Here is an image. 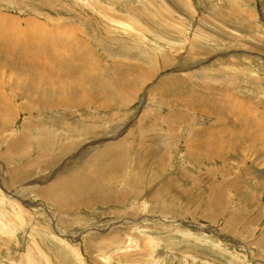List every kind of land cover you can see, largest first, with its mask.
I'll return each mask as SVG.
<instances>
[{"label": "rangeland", "instance_id": "obj_1", "mask_svg": "<svg viewBox=\"0 0 264 264\" xmlns=\"http://www.w3.org/2000/svg\"><path fill=\"white\" fill-rule=\"evenodd\" d=\"M0 30L88 62L0 67V264H264V0H0Z\"/></svg>", "mask_w": 264, "mask_h": 264}, {"label": "bare ground", "instance_id": "obj_2", "mask_svg": "<svg viewBox=\"0 0 264 264\" xmlns=\"http://www.w3.org/2000/svg\"><path fill=\"white\" fill-rule=\"evenodd\" d=\"M5 20L6 21H8V19L7 18H5ZM11 22V21H10ZM18 25V24H17ZM15 27V26H14ZM2 30V29H1ZM0 30V31H1ZM7 29H4V32L6 31ZM3 31V30H2ZM67 31H69V30H67ZM11 32H12V30H11ZM76 32V31H75ZM9 33V32H8ZM0 35H2L3 36V32H2V34H1V32H0ZM4 35H5V33H4ZM19 35H20V33H19ZM75 35V34H74ZM65 37V36H64ZM17 38H19L18 37V35L16 36V34H15V36H14V38H13V36H11V35H6V36H3V37H1L0 36V67H2V69L4 68L3 66H12V67H14V68H12V69H21V70H23V71H32V70H35V65L33 66V65H30V66H28L26 63H28V62H26L27 61V59L28 60H31V59H36L37 57H42V56H44V58H46L47 59V62L48 61H50V62H52V61H54L55 60V56L53 55V54H51V53H49L50 51V49L51 50H55L57 53H58V55H63V56H65L64 58H62V60H57V61H54V63H53V66H48L49 67V70H50V72L51 73H49L48 72V74H49V76H51V77H53V76H58L60 73L62 74V76H74V74L75 73H77L76 75H78V72L80 73V71H81V68L83 67V65H85V64H88V62L86 61L87 59L86 58H83L82 57V55L78 52V51H80V50H77V49H75L76 48V45H74V43L73 42H75V40L74 41H71V43H73L72 45H69V42H67L66 41V43L64 42V43H54V44H52V45H46L45 44V49L44 50H39L38 48H39V46H34L33 48L31 47V45H28V44H26V43H24V44H26L25 46H22V44H20V42H19V39H17ZM66 38V37H65ZM72 39H74L73 37H71ZM54 39V38H53ZM70 39V38H69ZM21 40V39H20ZM76 40H77V38H76ZM45 41V40H44ZM55 41V40H54ZM57 41H59V40H57ZM47 43V42H46ZM49 43V42H48ZM77 43V42H76ZM43 44V43H42ZM49 44H51V43H49ZM78 44H80V43H78ZM61 45V46H60ZM63 47V48H62ZM54 48V49H53ZM62 48V49H61ZM66 51H67V53H66ZM54 54H56V53H54ZM7 56H10L11 58H7ZM57 56V55H56ZM57 57H59V56H57ZM68 57V58H67ZM13 58V59H12ZM59 58H61V57H59ZM10 59V60H9ZM30 62V61H29ZM33 62V61H32ZM67 65V66H66ZM66 66V67H65ZM24 67V68H23ZM10 69H11V67H10ZM69 69H70V71H69ZM9 71V70H8ZM17 71V73L19 72V70H16ZM45 74H47V73H45ZM30 76V75H29ZM79 76H80V74H79ZM222 76V75H221ZM33 77L34 76H30V77H28L27 79L28 80H26L25 82H26V84L23 86V87H29V86H31L33 83H39V82H41V81H37V80H34L33 79ZM75 77V76H74ZM10 76H8V79L10 80ZM76 78H77V76H76ZM81 78V77H80ZM17 79V78H16ZM5 80H7V79H5ZM4 80V81H5ZM8 80V81H9ZM24 80V79H23ZM64 80V79H63ZM77 80V79H76ZM53 81V80H52ZM54 81H56V80H54ZM54 81L52 82L53 84H54ZM6 82V81H5ZM15 82V83H14ZM13 83L14 84H16V80L14 81ZM47 82V81H46ZM46 82H44V84H46ZM56 82H58L59 83V85H61L62 87H63V89L64 88H66L65 86V83L64 84H62L61 83V80L60 79H57V81ZM82 82V81H81ZM120 82H121V79H120ZM11 84V83H10ZM44 84H43V86H44ZM71 84H73V83H71ZM89 84V83H88ZM12 85V84H11ZM18 84H16V86H17ZM20 85V84H19ZM55 85V84H54ZM65 85V86H64ZM82 85V84H81ZM81 85H78L73 91H71V94L73 95V96H75V95H77V93H78V91L80 90V88H79V86H81ZM15 86V87H16ZM52 86V85H51ZM61 86H59L58 88H56L57 89V91H58V89H60L61 88ZM86 86V85H85ZM84 86V87H85ZM13 87H14V85H13ZM20 87V86H19ZM69 87V86H68ZM68 87H67V89H68ZM54 88H48V89H46L47 90V92H48V94L49 95H51V94H55V91L53 90ZM61 90V89H60ZM64 91H66V93H67V90H64ZM206 91L208 92L209 91V89H206ZM213 91V89L210 91V93ZM216 91V90H215ZM215 91H213V92H215ZM83 92V91H82ZM217 92V91H216ZM59 93V92H58ZM64 93V92H63ZM170 93H171V91H170ZM173 93V92H172ZM175 93V92H174ZM206 93V92H205ZM207 94V93H206ZM63 95V94H62ZM212 95V94H211ZM53 96V95H52ZM64 96V95H63ZM174 96H176V94L174 95ZM206 96V95H205ZM214 96H216V95H214ZM223 97H225V95L223 96ZM80 98V97H79ZM211 98V97H210ZM216 98V97H215ZM226 98V102H227V104L225 103V104H223V105H225V106H223L222 104L220 105L219 103H218V101H217V103H214V102H209V103H207L206 101V109H210V110H208V111H211V109H214V113H216L217 112V114H218V112L219 113H222L221 115L222 116H224V117H226V119L227 120H229V119H232V120H234V123H237L238 124V126L240 127V128H242V131H239V132H236V134L238 135V137L240 138V137H242L243 139H245L246 138V140H248V141H250L251 142V144L253 145V146H257V143H256V141H257V139H259L260 141H261V137H259V136H257V135H259V133H260V131H258L257 130V125H258V123H259V121L257 122V120H258V118H257V116L255 115V114H253L254 116H253V121H250V119L248 118V115H245V114H237V112L234 114L233 113V111L235 112V108L234 109H232V107L234 106V104H232V105H230L229 106V101H228V97H225ZM213 99V98H212ZM220 99V98H219ZM233 99V98H232ZM187 100V99H186ZM185 100V101H186ZM223 100V99H222ZM225 100V99H224ZM207 101H209V100H207ZM216 101V100H215ZM201 104H203V102L201 103ZM191 106V105H190ZM228 114H230V115H228ZM232 114V115H231ZM220 115V116H221ZM227 115H228V117H227ZM234 115V116H233ZM261 117V116H260ZM262 117H263V115H262ZM225 119V120H226ZM251 119H252V116H251ZM224 120V119H223ZM217 121V120H216ZM219 122H221L220 120H219ZM232 123V122H231ZM233 124V123H232ZM235 126V125H234ZM259 126V125H258ZM252 128H254V129H252ZM255 128H256V130H255ZM262 128V127H261ZM263 129V128H262ZM233 134V133H232ZM257 134V135H256ZM245 137V138H244ZM56 143V142H55ZM110 148V147H109ZM153 148V147H152ZM151 148V149H152ZM112 150H114V149H112ZM118 150V149H117ZM121 150V149H120ZM154 150V149H153ZM115 151V150H114ZM147 151V150H146ZM148 152V151H147ZM153 151H151V153H152ZM156 152V151H155ZM107 150L106 151H100V152H98L95 156H93L94 157V159H98L99 157H101V156H104V155H106L107 156ZM108 153H109V151H108ZM116 153V152H115ZM114 153V154H115ZM146 153V152H145ZM150 153V154H151ZM144 154V153H143ZM110 155H111V151H110ZM116 155H117V153H116ZM109 156V155H108ZM111 156H113L114 157V155L112 154ZM123 156H124V154H123ZM151 156V155H150ZM118 157V156H117ZM102 159H103V157H102ZM119 159V158H118ZM120 160V159H119ZM124 159L122 158V161H123ZM116 161V160H115ZM124 162V161H123ZM125 163V162H124ZM123 163V164H124ZM112 165V164H111ZM115 164H113V166H114ZM119 165V164H118ZM112 166V167H113ZM116 166V165H115ZM119 167V166H118ZM120 168V167H119ZM114 169V168H113ZM121 169V168H120ZM141 169V171L143 170L142 169V167L140 168ZM115 171H116V168L114 169ZM121 171V170H120ZM123 171V170H122ZM136 171H138L139 172V169L138 170H136ZM119 172V171H118ZM139 175V174H138ZM141 176V175H140Z\"/></svg>", "mask_w": 264, "mask_h": 264}]
</instances>
